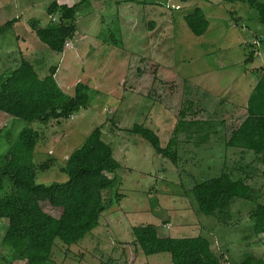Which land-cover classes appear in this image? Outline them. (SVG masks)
<instances>
[{
	"label": "rangeland",
	"instance_id": "1",
	"mask_svg": "<svg viewBox=\"0 0 264 264\" xmlns=\"http://www.w3.org/2000/svg\"><path fill=\"white\" fill-rule=\"evenodd\" d=\"M52 1L77 2L0 0V78L22 60L38 78L54 67L53 79L65 94L72 96L76 84L85 88L86 106L57 124L49 120L47 128L0 113V158L29 128L38 135L31 162L53 161L36 170L35 183H65L59 168L98 128L118 168L101 192L97 226L69 246L54 239L44 264H171L167 253L144 255L134 244L131 229L146 225L159 237L204 238L219 264L247 258L264 264V227L254 231L256 222L264 226L262 216L254 217L264 207V165L252 153L225 145L245 116L243 103L264 63L256 13L221 0H87L74 16V40L58 54L38 42L32 29L59 26L56 15L45 14ZM195 8L208 24L198 37L183 22ZM133 125L152 131L173 161L132 134ZM220 173L243 181L250 196L204 216L191 188ZM1 181L0 196L11 190ZM40 208L51 212L46 203ZM6 227L0 220V241ZM8 255L0 243V264H13Z\"/></svg>",
	"mask_w": 264,
	"mask_h": 264
},
{
	"label": "trees",
	"instance_id": "2",
	"mask_svg": "<svg viewBox=\"0 0 264 264\" xmlns=\"http://www.w3.org/2000/svg\"><path fill=\"white\" fill-rule=\"evenodd\" d=\"M221 1L245 4L256 13L260 34L257 43L264 62V2ZM85 2L87 0H77L71 6L50 2L45 14L56 15L60 24L49 23L44 28L33 26L38 42L52 52L62 53L64 44L73 39L75 33L76 10ZM183 22L196 37L201 36L208 25L198 8L185 15ZM113 44L120 46L119 40H114ZM48 70V75L38 78L31 65L22 60L7 76L0 78V113L27 123L45 124L49 120H65L83 109L87 102L85 88L76 84L73 95L69 96L55 83V68ZM244 110L245 118L232 130L225 145L251 152L264 165V63L246 98ZM130 132L146 141L155 154L173 161L167 147L159 146L152 131L133 125ZM37 138L35 131L21 130L12 150L0 158V184L5 179L11 189L0 196V220H6L7 224L0 243L9 252L7 257L13 264H44L49 260L54 239L69 246L94 229L103 210L101 192L112 185L113 180L108 175L118 168L111 149L95 128L59 168L67 177L65 183L36 184V170L48 169L53 163L52 159L42 164L31 162ZM168 143L173 144V138ZM250 193L243 181L233 180L224 173L196 182L191 188L196 208L204 216L222 211L231 200H246ZM45 203L51 212L40 208V204ZM258 216H262L264 222V207L256 208L254 217ZM263 227L261 222H256L255 233L261 232ZM131 234L144 255L167 253L171 264H219L208 242L200 236L159 237L150 225L133 227ZM242 264L253 263L247 258Z\"/></svg>",
	"mask_w": 264,
	"mask_h": 264
},
{
	"label": "crops",
	"instance_id": "3",
	"mask_svg": "<svg viewBox=\"0 0 264 264\" xmlns=\"http://www.w3.org/2000/svg\"><path fill=\"white\" fill-rule=\"evenodd\" d=\"M71 40L73 41L74 39H71ZM71 40H70V41H71ZM67 42H68V41H67ZM70 46H71V45H70ZM71 48H72V47H71ZM251 87H252V86H251ZM250 89H251V88H250ZM245 101H246V100H245ZM245 101H244V103H243V109H242L244 114H245V110H244V104H245ZM230 105H232V104H230ZM5 116H6V115H5ZM6 117H8V116H6ZM8 118L11 119L10 117H8ZM69 118H71V117H69ZM244 118H245V116H244ZM244 118H243V119H244ZM11 120H12V119H11ZM51 121H54V122H55L54 124H57V121H55V120H51ZM241 121H242V120H241ZM49 123H50V121H48V122L45 123V124H40V125H43L45 128H47V127L50 125ZM240 123H241V122H240ZM240 123H239V124H240ZM192 124H193V125H196V122H193ZM45 128H44V129H45ZM33 131H34V130H33ZM50 131H51V130H50ZM50 131H49V133H50ZM35 132H36V131H35ZM36 133H37V132H36ZM49 138H50V137H49ZM37 139H38V138H37ZM229 148H230V147H229ZM48 152H49V151L46 152V155H47ZM248 152H249V151H248ZM250 153H251V152H250ZM32 155H33V152H32ZM67 157H68V156H67ZM120 264H121V263H120Z\"/></svg>",
	"mask_w": 264,
	"mask_h": 264
},
{
	"label": "built area",
	"instance_id": "4",
	"mask_svg": "<svg viewBox=\"0 0 264 264\" xmlns=\"http://www.w3.org/2000/svg\"><path fill=\"white\" fill-rule=\"evenodd\" d=\"M66 46H67V44L65 43V44H64V47H66Z\"/></svg>",
	"mask_w": 264,
	"mask_h": 264
}]
</instances>
